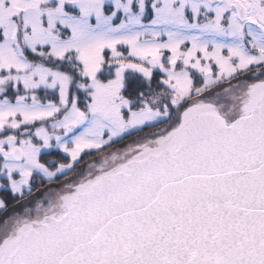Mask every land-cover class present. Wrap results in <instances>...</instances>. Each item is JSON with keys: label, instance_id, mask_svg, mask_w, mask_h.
I'll use <instances>...</instances> for the list:
<instances>
[{"label": "snow or ice", "instance_id": "snow-or-ice-1", "mask_svg": "<svg viewBox=\"0 0 264 264\" xmlns=\"http://www.w3.org/2000/svg\"><path fill=\"white\" fill-rule=\"evenodd\" d=\"M0 264H264V0H0Z\"/></svg>", "mask_w": 264, "mask_h": 264}, {"label": "trees", "instance_id": "trees-1", "mask_svg": "<svg viewBox=\"0 0 264 264\" xmlns=\"http://www.w3.org/2000/svg\"><path fill=\"white\" fill-rule=\"evenodd\" d=\"M127 142V141H126ZM47 159H50V160H56V161H59L60 160V154H56L54 156H49V157H46ZM88 157H85V160H87Z\"/></svg>", "mask_w": 264, "mask_h": 264}, {"label": "rangeland", "instance_id": "rangeland-1", "mask_svg": "<svg viewBox=\"0 0 264 264\" xmlns=\"http://www.w3.org/2000/svg\"><path fill=\"white\" fill-rule=\"evenodd\" d=\"M46 160H49V161H52V160H50V159H47V158H45Z\"/></svg>", "mask_w": 264, "mask_h": 264}]
</instances>
